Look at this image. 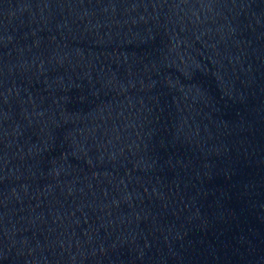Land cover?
Listing matches in <instances>:
<instances>
[{"label":"water","instance_id":"water-1","mask_svg":"<svg viewBox=\"0 0 264 264\" xmlns=\"http://www.w3.org/2000/svg\"><path fill=\"white\" fill-rule=\"evenodd\" d=\"M0 264H264V0H0Z\"/></svg>","mask_w":264,"mask_h":264}]
</instances>
